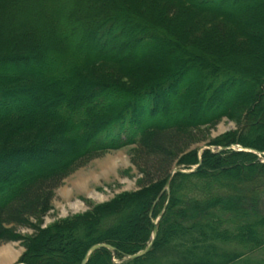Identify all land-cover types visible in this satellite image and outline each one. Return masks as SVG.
I'll return each mask as SVG.
<instances>
[{
    "label": "trees",
    "instance_id": "16d2710c",
    "mask_svg": "<svg viewBox=\"0 0 264 264\" xmlns=\"http://www.w3.org/2000/svg\"><path fill=\"white\" fill-rule=\"evenodd\" d=\"M217 1L133 0V7L125 0H115L121 10L104 17L90 34L98 40L95 46L86 42V30L76 44L68 42L67 32L62 34V28L75 30L76 25L63 15L70 6L68 0H0V65L27 60L31 66L22 72L15 69V74L0 72V160L46 153L63 158L49 168L38 169L27 180L0 182V244L21 240L17 227L39 232L27 243L21 263L81 264L93 245L105 243L115 250L97 249L87 264H118L114 259L124 260L149 245L157 219L158 232L150 253L177 236L196 231L197 238L187 245L195 260L187 264H236L242 254L264 247V164L253 161L256 154L206 150L200 160L198 151L192 152L190 159H179L175 166L201 161L200 167L176 173L168 191L166 181L177 153L184 151L183 132L189 126L174 120L176 123L154 130L155 122L146 117L157 115L162 100L171 95L186 96L181 90L194 83L180 84L184 72L164 57L159 61L157 55L150 54L153 49L143 53L142 58L150 59L145 65L122 57L114 59L113 54L106 58L96 51L113 38H121L130 25L134 40L145 45L174 37L180 53H191V62L199 63L196 93L204 92L210 109V100L228 78H240L236 61H256L257 70L245 68L242 73L245 79L240 94L226 100L221 111L207 112L203 119L209 123L242 110L239 129L230 142L220 145L238 144L264 153V108H260L264 103V13L242 20ZM258 1L264 5V0ZM203 14L219 22L207 27ZM187 61L190 58L178 60L181 67ZM99 62L113 63V71L120 68L117 75L121 76L92 80L85 72ZM170 69L171 73L166 72ZM139 73L141 78L133 88L120 82L122 77ZM44 85L55 87L41 99L44 106L31 111L18 108L16 102H26V93ZM100 98L105 101H98ZM99 106L100 111L95 112ZM149 129L153 130L146 132ZM66 138L75 146L62 152L56 145ZM130 145L137 146L133 160L145 176L164 178L150 193L120 196L95 217L74 223L43 230L32 223L51 210L53 191L85 157ZM220 244L232 249L225 250Z\"/></svg>",
    "mask_w": 264,
    "mask_h": 264
},
{
    "label": "rangeland",
    "instance_id": "374dc122",
    "mask_svg": "<svg viewBox=\"0 0 264 264\" xmlns=\"http://www.w3.org/2000/svg\"><path fill=\"white\" fill-rule=\"evenodd\" d=\"M62 1L64 2V0H61V2ZM125 1L128 3L126 5L135 6L133 4V0ZM68 2L70 3V6H68L69 8L63 13V15L66 16V20L71 19L70 21H76L74 22V25L76 24L74 26L75 30L70 27L71 30L69 31L64 27L61 29V32L62 34H64V32L68 33V42L70 44H76L80 34L86 30L88 33L87 38L85 39L86 42L89 44H95L96 46L98 40L94 39V36H91L93 35V32L100 27V22L105 20L104 17H107L110 13L119 12L121 10L120 7H116L115 0H68ZM217 3L228 13H237L238 18L240 17L242 20L247 18V16L264 13V5L259 4L258 0H218ZM202 17H206L205 22L208 23L207 27H215V23L219 22L208 14H203ZM159 21H162V19L159 18ZM67 24L69 25L70 22ZM117 25L119 26L118 23ZM130 27L131 25L125 28L121 38H113L112 43L109 42L106 46L96 49V51L106 54V58L113 54L114 57H116L114 59L122 57L128 60H133L131 63H142L145 65V63L147 64L150 59L147 60L142 58L143 53L146 52L145 55L149 54L147 53V50L153 49L150 54L157 55L159 61L161 60V57H164L169 62H173V66H176L174 68H178L184 72L178 81L180 84L186 81L194 83V86H192L193 89L191 86H187L184 92L181 90V94L187 93L186 96L179 97L178 95L176 96V94L171 95L168 99L162 100L163 102L159 105L158 112L156 113L157 115H154V117H146L147 120H153L155 122L154 125H152L154 130L157 126L171 125L170 123H174L175 121L186 122L189 126V128L183 132L186 134L183 137L181 145V147L184 148L182 151H184L177 153L176 157H178V159L174 162L167 181L170 178L172 181V178L176 173H181L176 172V170H183L185 171L183 173H190V171L194 172L200 167L201 161L190 166H175L178 165L179 159L187 157L192 152L198 151L200 157L206 150H210L214 153H223L225 150L241 151L240 149L242 148L243 151L248 152L249 148H244L238 144H230L229 146L220 145L221 142L223 144L230 142L229 140L231 139V136L239 129L241 121L244 117L242 110L237 109L230 115L227 114L226 116L213 120L209 123L208 121L206 122L207 118L203 119V117L206 116V113L209 111L215 113L221 111L226 100L239 95L240 91L243 89L242 86L244 85L243 80L245 78L242 74L244 73V69L247 68L255 71L258 69L257 66L259 64L253 60L236 61L238 64H236L235 68H237V70H235L237 72L236 74H240H238L240 78H228L229 81L227 80V83L223 85L221 91L215 92L214 96L210 100V104L212 106V109H210V107H206L207 104L205 102L204 92H199L198 94L196 93L197 91L195 85L200 79L197 76L199 63L191 62V53L181 54L176 40L172 36L170 39L173 42L169 41L168 37V42L156 40L157 42H153L149 45L136 42ZM148 37L149 36L146 38ZM58 42L62 43V41ZM186 57L188 60L190 58V61H187V64H183V67H181L182 62L179 63L178 60L183 58L187 59ZM52 59L53 58H51V60ZM26 62L27 60H22L9 62L8 65H0V72L3 71L6 74H15L17 72H15V69L22 67L24 64L30 65V63ZM178 63L179 65H177ZM262 64H264V61H262ZM115 68L116 67L113 63L108 62L104 64L99 62L92 64L86 70L85 74L91 76L92 80L106 79V77L111 75L120 77V74L117 75L120 68L113 71ZM172 69L166 72L171 73ZM239 69H242L243 72ZM57 70L59 69L57 68ZM141 74L142 73H139L136 76L122 77L120 82L127 88H133L136 84H138L137 82L139 78H141ZM45 79L46 78L40 79V81H44ZM230 81L231 83H229ZM240 82L243 84H239ZM228 84H230V86H228ZM53 88L55 89V87L44 85L41 88H37L32 92L26 93V102H16L17 105L19 104L18 108L31 111L40 107V105L44 106V103H41L40 101L46 96V92L51 89V91H53ZM51 98L52 97L49 98L50 101L53 100ZM98 101L103 102L105 100L100 98ZM218 102L221 103L220 106L217 104ZM221 106L223 107L221 108ZM99 108L100 106L95 108V112H99ZM260 108H264V103ZM95 112L92 114L93 118L95 117ZM263 114L264 112H262V115ZM208 115L210 114L208 113ZM102 116H104V114H102ZM263 117L264 116H262V118ZM150 130L152 131L153 129H149L146 132H151ZM71 145H73V141L66 138L63 141V144L59 146L56 145V148H60L62 152H65L66 150L72 148ZM74 146L75 145H73V147ZM224 147L227 148L225 150L221 149ZM136 152L137 146L130 145L119 149L105 150L92 156L85 157L84 160H82L83 162L72 169L62 181L60 186L53 191L51 210L43 215H40L36 220H32V223L38 229L41 228L42 230L55 227L56 225L74 223L75 221L83 220V218L95 217L99 214V212H101V210L108 208V204L120 196L133 195L139 192L150 193L149 191L151 190V187L157 183H161L164 178L160 177V175L153 176L152 174L150 176H145L141 166L139 167L135 163V160H133ZM256 152L257 151L252 152L256 154L254 155L255 159H253V161L255 163L264 164V157ZM187 159H190L189 156ZM62 160L63 158H61V156L57 157L56 154L53 153L41 154V156L35 154L17 156L10 155L8 158L0 160V178L3 176V178L0 179V182H6L9 180L20 182L21 180H27L32 175L36 174L38 169H41L42 167L49 168L52 164L60 163ZM149 181L151 182L148 184L147 182ZM248 199L253 200L254 197H248ZM16 229L17 234L21 237V240L8 241L0 244V264H24L20 261L22 260V256L27 251V243L34 241L39 235L36 228L17 227ZM196 238V231L190 232L184 236H177L173 238L167 245L157 247L151 253L147 252L144 256L137 258V261L128 263L126 262L128 261L126 259L121 261L119 259H114V262L118 264H187L188 262H193L195 260L193 257L196 255H192L193 257H191V252L189 254V248L187 245L191 246L192 242ZM182 245L184 247H182ZM219 246L223 247L225 250L232 249V246L222 244ZM236 264H264V247L251 254H242Z\"/></svg>",
    "mask_w": 264,
    "mask_h": 264
},
{
    "label": "water",
    "instance_id": "95a60500",
    "mask_svg": "<svg viewBox=\"0 0 264 264\" xmlns=\"http://www.w3.org/2000/svg\"><path fill=\"white\" fill-rule=\"evenodd\" d=\"M226 148H227V147H224V148H221V149L225 150ZM239 148H240V147H239ZM240 150H243V149L241 148ZM249 151H250V150H249ZM259 154L262 155V156H264V153H261V152H260ZM195 169H196V168H195ZM195 169H194V170H195ZM194 170H193V171H194ZM176 172H182V173H183V172H185V171H183V170H182V171H181V170H176ZM190 172H191V171H190ZM170 183H171V178L167 181V184H166V189H168V190H169V188H170ZM156 236H157V222H155V226H154V229H153V232H152V241H151L150 245H148L144 250H142V251H140V252H138V253H136V254H133V255L128 256L127 259H137V258H139V257L144 256L147 252H149L150 248H151L152 245H153V242H154ZM100 248H107V249L115 250L114 247L111 246V245H109V244H105V243L95 244V245H93V246L89 249V251H88V253L86 254V256H85V258H84L82 264H86L87 261H88V259H89V257H90V255H91L93 252H95L97 249H100Z\"/></svg>",
    "mask_w": 264,
    "mask_h": 264
},
{
    "label": "bare ground",
    "instance_id": "6f19581e",
    "mask_svg": "<svg viewBox=\"0 0 264 264\" xmlns=\"http://www.w3.org/2000/svg\"><path fill=\"white\" fill-rule=\"evenodd\" d=\"M28 68H31V66L30 65H28V64H24L22 67H19L18 68V71H27L26 69H28Z\"/></svg>",
    "mask_w": 264,
    "mask_h": 264
}]
</instances>
